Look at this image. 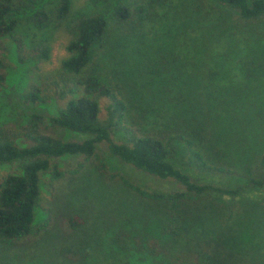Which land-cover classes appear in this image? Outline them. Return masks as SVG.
Masks as SVG:
<instances>
[{
	"label": "trees",
	"instance_id": "trees-1",
	"mask_svg": "<svg viewBox=\"0 0 264 264\" xmlns=\"http://www.w3.org/2000/svg\"><path fill=\"white\" fill-rule=\"evenodd\" d=\"M212 1L235 11L238 25L264 24V0ZM29 7V0H0V42L10 38L21 63L26 59L25 43L15 32L20 16ZM70 9L71 1L61 0L55 12L39 9L27 20L41 30L53 17L57 21L66 19ZM153 14L151 2L139 0L134 5L119 4L114 10V19L118 25L142 24ZM71 31L72 39L66 47L69 56L61 62L59 77L48 84L30 85L23 96L24 104L34 108L54 104L56 114L46 118L36 112L25 124L0 126V166L17 163L21 167L20 173L0 179V242L31 244L41 234L45 225H35L40 179L48 173L54 179L62 177L56 164L58 159L80 156L104 173L103 151L136 171L179 186L173 192H149L124 181L148 203L149 213L141 217L140 223L138 219L135 226L130 220L125 221L129 224L126 231L109 235L112 249L129 253L139 261L137 264H264V228L258 219L245 223L248 227L242 226L246 232L251 230L252 235L243 243L239 232H217L213 226V219L228 223L241 216V210L233 205L214 211L205 205L212 196L237 200L247 192L264 187V107L249 102L257 96L247 92L225 97L164 91L157 98L167 106L160 114L166 132H144L142 127L129 125L126 102L110 83L90 69L95 49L107 38L105 18L81 16L72 22ZM224 35L222 45L220 36H212L211 47L201 42L204 46L200 44L199 52L217 61L230 57V60L238 59L239 64H254L261 58L264 62V42L240 41L235 33ZM49 52L46 46L36 47L32 57L48 60ZM5 68L0 58V86L5 82ZM235 102L240 103L239 107ZM234 125L244 128L242 134L246 133L251 140L243 143L241 153L261 151L243 166L241 184L222 188L202 183L190 175V170L177 164L179 154H185L199 168L230 175L224 167L209 166L198 148L205 141L222 144L237 137ZM58 131L79 135L82 139L65 140ZM254 209L252 217L260 209L264 210V206H254ZM75 218H67L63 226L66 235L81 226ZM69 253L70 261L85 262L82 254Z\"/></svg>",
	"mask_w": 264,
	"mask_h": 264
},
{
	"label": "rangeland",
	"instance_id": "rangeland-1",
	"mask_svg": "<svg viewBox=\"0 0 264 264\" xmlns=\"http://www.w3.org/2000/svg\"><path fill=\"white\" fill-rule=\"evenodd\" d=\"M29 1L30 7L20 16L15 32V36L25 43L24 63L20 62V54L10 38L0 42V58L6 66L5 82L0 86V126L25 124L36 112L46 118L56 114L54 104L34 108L24 104L23 96L30 85L48 84L59 77L61 62L69 56L66 47L72 39V22L89 15H101L108 25L106 41L95 49L90 69L110 83L126 102L130 126L142 127L144 132H166L160 114L167 106L157 98L164 91L225 97L230 93L247 92L257 96L249 102L264 107V62L261 57V61L254 64H239L238 59L225 57L217 61L213 56L199 52L201 42L211 47L212 36H220L218 40L222 45L224 34L235 33L240 41L264 42L263 23L238 25L235 11L212 0H146L151 2L154 13L149 19L142 24L118 25L114 19L115 8L119 4L134 5L139 0H70L71 9L66 19L57 21L53 17L44 29L38 30L28 22L29 15L39 9L55 12L61 0ZM40 46L50 49L48 60L32 57L34 49ZM234 105L239 107L240 103ZM234 128L239 134L237 137L222 144L205 141L198 148L209 166L224 167L225 173L231 172L230 175L199 168L185 154H179L177 164L190 170V175L202 183L222 188L241 184L243 166L261 151L249 155L241 153L243 143H251V140L246 133L242 134L244 128L240 125H234ZM57 134L65 140L82 139L69 132L58 131ZM116 137L121 138L120 135ZM211 144L213 146L208 147ZM101 153L105 174L100 173L93 162H85L80 156H65L56 161L62 177L54 179L49 173L41 175L35 225H45V228L31 244L0 242V264L139 262L129 253L112 249L109 243L110 236L126 231L129 224L125 221L130 220L135 226L138 219L140 223L141 217L149 213L148 203L124 181L149 192H173L179 190V186L173 181L136 171L103 151ZM20 172L17 163L2 165L0 179ZM205 205L214 211L222 206L236 205L241 216L228 223L213 219V226L217 232H239L243 243L252 236L251 230H243L242 226L248 227L245 223L258 219L264 228V210L260 209L253 217L250 215L254 206H264V187L247 192L237 200L212 196ZM71 217H76L81 226L66 235L63 226ZM69 251L82 254L85 262L70 261L67 258Z\"/></svg>",
	"mask_w": 264,
	"mask_h": 264
}]
</instances>
